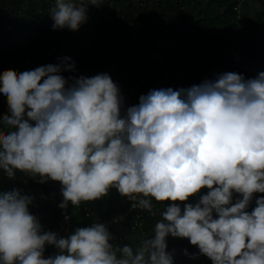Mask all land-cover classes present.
Instances as JSON below:
<instances>
[{"label": "clouds", "instance_id": "9594fccd", "mask_svg": "<svg viewBox=\"0 0 264 264\" xmlns=\"http://www.w3.org/2000/svg\"><path fill=\"white\" fill-rule=\"evenodd\" d=\"M89 5L102 3L55 0L52 28L78 31ZM61 60L0 72L8 105L0 116V170L60 182L61 209L113 188L148 212L153 199L170 203L134 251L115 247L104 223L66 236L46 231L30 211L34 196L0 192V264H173L169 235L188 239L198 248L193 255L212 264H264V195L248 210L254 194H264V71L152 89L125 107L108 73L65 78L75 62ZM46 245L58 252L45 258Z\"/></svg>", "mask_w": 264, "mask_h": 264}, {"label": "trees", "instance_id": "16d2710c", "mask_svg": "<svg viewBox=\"0 0 264 264\" xmlns=\"http://www.w3.org/2000/svg\"><path fill=\"white\" fill-rule=\"evenodd\" d=\"M193 0H101L99 7L89 5L85 23L78 31L67 28L54 30L50 11L55 0H0V72L6 69L32 70L47 64L63 65L61 58L70 57L75 62L74 71H64L65 78L87 77L107 73L114 60L141 39L150 41L151 49L132 60L135 69L146 66L147 73L141 85L128 99L123 93L125 107L136 105L142 94L160 88H188L199 84L198 76L203 66L211 68L218 64L217 74L237 72L245 78H253L251 70L229 57L216 59L222 44L231 45L236 26L233 0H211L207 7ZM254 17H246L242 24V57L264 62V0ZM87 5L88 0H84ZM140 21L137 25L136 22ZM169 38V50L161 41ZM169 51V52H168ZM193 59L199 65L194 66ZM264 65V64H263ZM128 81H114L118 85ZM8 112L7 99L0 94V116ZM0 192L13 188L35 196L40 190L52 191L58 204L49 206L40 221L44 230L57 231L63 213L71 220L82 222L88 219L69 202L67 209L62 202L61 184L48 180L40 183L39 175L33 177L20 171L9 178L0 170ZM207 188L200 195L206 194ZM238 194H234V200ZM264 195L255 193L249 211L255 207V198ZM130 200L113 188L106 197L81 205L95 206L100 217H111L125 209ZM50 229H47V225ZM130 246L137 250L142 241L134 238ZM171 236L167 238V251L172 253L173 264H188ZM171 247V249H169ZM169 249V250H168ZM196 264V259H191Z\"/></svg>", "mask_w": 264, "mask_h": 264}, {"label": "built area", "instance_id": "2783aa9c", "mask_svg": "<svg viewBox=\"0 0 264 264\" xmlns=\"http://www.w3.org/2000/svg\"><path fill=\"white\" fill-rule=\"evenodd\" d=\"M244 1L246 0H233V10L236 13V26L232 37L235 39V41L231 45H228L226 43L220 46L216 57L217 60H220L221 56L226 58L229 57L236 64L241 63L243 60L240 40L242 35V24L245 19V15L243 12ZM200 2H202V0L192 1L193 4L197 3V5ZM136 24L139 25L140 21H137ZM192 62L194 63V66L199 65L197 59H193ZM217 70L218 64L216 62L211 68L203 66L202 71L198 76V83H201L205 79H215ZM146 73L147 68L144 65H141L140 67L135 69L134 76L129 82H127L126 84L121 83V85H118L121 94L128 93V99H130L132 97V94L143 82ZM199 196L200 194L190 197L188 202H191L193 204L196 203L199 200ZM34 198V202L32 205H29V208L31 213L35 215L40 222L47 208L49 206L58 204V198L56 197V194L54 192L45 189L38 191L35 194ZM152 203V212H148L140 208H133V201H130L129 205L125 209L117 212L111 217H100L97 214L98 209L94 205H80L79 207H77V210L88 219L87 221L82 222H77L71 219H68L66 221V214L63 210V213L60 216L59 225L55 229L57 231L54 232H56L60 236H66L69 233L73 232L77 227L90 226L94 222H99L104 223L108 227L110 233L114 237L111 243H113L115 247H122L125 244L130 245V240L131 242H135L133 241V239L138 238L143 241L146 236L152 234L156 222L161 219L160 212L163 211L166 208L167 203L170 202L158 203L153 199ZM181 207L183 208V204H181ZM50 228L51 227L48 224L47 229ZM171 238L176 243L175 245H177L178 250H180L184 254V259L187 260L188 264H191V259H196V264H212L211 260L204 255H193L198 254V248L191 245L188 239L173 237ZM169 249H171V247H169ZM57 252L58 250L55 248V246L46 245L44 253L45 258L50 255H55Z\"/></svg>", "mask_w": 264, "mask_h": 264}, {"label": "crops", "instance_id": "0c3cea01", "mask_svg": "<svg viewBox=\"0 0 264 264\" xmlns=\"http://www.w3.org/2000/svg\"><path fill=\"white\" fill-rule=\"evenodd\" d=\"M211 0H202L203 6L207 7L208 4ZM261 8V4L259 0H246L243 3V12L244 15L246 17H254L256 12L258 10H260ZM245 21V19H244ZM169 38L166 37V35L163 36L162 38V45L164 46V48H167L169 50ZM152 44L150 43V41H146V40H140L139 42L135 43L134 45H132L130 47V49L133 47L132 51H133V56L132 55H128L127 51L122 53L119 57L116 58V60H114L113 64L110 66L109 70H108V74L111 76V78L113 79V81H118V80H124V81H128L131 80L134 76V68L132 67L131 63L132 60L140 55H142L143 53L148 52L151 49ZM134 50L136 52H134ZM169 52V51H168ZM130 61V63L125 64L124 63V59H127ZM123 60V63H122ZM116 65L119 66L116 67ZM116 70H118L117 74H114L116 72Z\"/></svg>", "mask_w": 264, "mask_h": 264}, {"label": "rangeland", "instance_id": "374dc122", "mask_svg": "<svg viewBox=\"0 0 264 264\" xmlns=\"http://www.w3.org/2000/svg\"><path fill=\"white\" fill-rule=\"evenodd\" d=\"M142 41L144 40V39H141ZM132 49H133V47L130 49V47L128 48V51H127V53H128V55L130 56V55H132L133 56V51H132ZM134 52H136L135 50H134ZM125 61H124V63L125 64H128V63H130V61L128 60V58L127 59H124ZM122 63H123V60H122ZM241 65H245V66H247L250 70H251V72H252V74H255V73H258V72H261V71H264V62L263 61H254V60H252V59H250V58H243V60H242V62L240 63ZM116 67H118L119 68V66L118 65H116ZM120 69V68H119ZM118 73V70H116V72L114 73V74H117ZM2 176H0V184H1V182H2V178H1Z\"/></svg>", "mask_w": 264, "mask_h": 264}]
</instances>
